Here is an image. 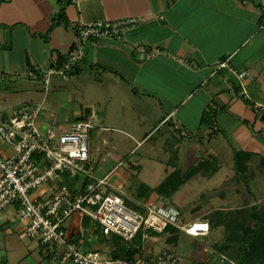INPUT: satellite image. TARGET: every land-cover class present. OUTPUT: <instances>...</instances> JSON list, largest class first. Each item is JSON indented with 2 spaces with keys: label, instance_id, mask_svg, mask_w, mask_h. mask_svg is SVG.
I'll list each match as a JSON object with an SVG mask.
<instances>
[{
  "label": "crops",
  "instance_id": "0c3cea01",
  "mask_svg": "<svg viewBox=\"0 0 264 264\" xmlns=\"http://www.w3.org/2000/svg\"><path fill=\"white\" fill-rule=\"evenodd\" d=\"M263 5L264 0H0V72L9 76L0 80V100L22 98L0 117L38 103L44 108L39 125L89 121V134L98 129L93 136L112 150L94 169L86 167L91 178L67 180L70 188L106 178L105 187L133 200L134 209L165 199L164 205L179 210L181 224L208 223L203 236L174 226L151 233L139 245L147 260L172 251L180 264H241L244 238L253 234L264 202ZM128 19L133 22L122 40H90L67 79L51 75L44 86L25 77L34 67L60 65L81 25ZM138 46L156 54L146 59ZM86 88L93 98L82 105ZM60 100L78 104L69 112ZM106 132L123 138L114 159L117 137ZM140 158L160 172L151 190L141 182L129 186L144 171Z\"/></svg>",
  "mask_w": 264,
  "mask_h": 264
},
{
  "label": "built area",
  "instance_id": "2783aa9c",
  "mask_svg": "<svg viewBox=\"0 0 264 264\" xmlns=\"http://www.w3.org/2000/svg\"><path fill=\"white\" fill-rule=\"evenodd\" d=\"M261 13L264 26V5ZM132 22V19L106 20L81 25L76 30L74 48L60 65L52 64L47 69L34 67L25 77L44 86L49 84L51 75L67 79L84 59L90 40H122ZM137 51L144 53L146 59L156 54L145 51L143 46H138ZM244 75L240 73L239 78ZM6 79L9 76L0 72V80ZM41 112V104L32 103L0 117V214L4 221L21 226V237L36 241L43 264H180L172 251L162 252L153 261L142 255L114 258L110 252L103 255L99 250L83 251L78 240L98 239L102 235L104 242L111 244L116 236L130 244L137 236L141 241L149 240L151 233L161 234L169 226L191 236L208 233L207 222L181 224L180 212L174 207L149 203L140 210L130 208L122 196L105 187L106 178L97 183L89 181L77 190L66 184L57 185L63 174L91 178L85 163L89 159L88 133L92 126L89 121L79 120L59 132L51 126L41 130L38 123ZM37 189L41 193L34 195ZM42 195L45 198L40 199ZM91 226L98 227L99 234L92 233Z\"/></svg>",
  "mask_w": 264,
  "mask_h": 264
},
{
  "label": "rangeland",
  "instance_id": "374dc122",
  "mask_svg": "<svg viewBox=\"0 0 264 264\" xmlns=\"http://www.w3.org/2000/svg\"><path fill=\"white\" fill-rule=\"evenodd\" d=\"M67 85V84H66ZM69 87V86H67ZM87 89V88H86ZM82 95H83V100L82 101V105L85 104V101L90 103V100L92 101L93 95L90 91H82ZM11 98H15L10 100V102H8L9 100L6 101V103H4V101L0 100V111L4 110V109H8L9 107H11V105L15 104L16 102H18L19 100H21V97L15 96V97H10ZM61 101V102H60ZM58 104H61L63 106H65L67 108V110H69V112L72 110H74V107H77V102H75V100L73 102H71L70 100H68V102L60 100ZM58 102V101H57ZM45 107V106H44ZM43 106H42V111H43ZM43 115V112H41L40 117ZM74 121V120H73ZM70 118L67 119L66 122H61L58 125H52V127L55 129L56 132H59L60 130H63L65 128L69 127V124H71L73 122ZM40 122V120H39ZM39 128L41 130H43L45 128L44 125H39ZM94 128V126H93ZM91 130V129H90ZM98 131V129H92V133H88V151H89V160L85 163V167H89L91 169H94L97 161H101V157L103 156L104 152H108L110 151V149L112 150V144L108 143V144H102V139H97L96 137H94V133H96ZM106 133H111L113 138H115V143L113 144V149L115 148V151L113 153L112 159L115 158V156H119L120 150H119V146L122 144V140L123 138H119L121 136L120 133H116V132H106ZM105 133V134H106ZM123 136V135H122ZM122 141V142H121ZM137 143L133 142L132 145H136ZM131 144L128 143H123V147L126 150L127 147H131ZM147 146L145 145L142 148H139L137 150V153L135 155H133L131 157V159H128V161L126 162V164L128 162L131 161H135L137 159V156L140 157V155H142L144 153V150H146ZM122 149V148H121ZM118 151V152H116ZM123 151V150H122ZM110 153V152H109ZM126 157H124L125 159ZM99 161V163H100ZM140 163L143 165L144 171L139 175V176H134L131 180H130V184L129 186H136L138 185V182L141 183H146L148 186L145 187L148 190H151L153 188L152 185H154L156 179L158 178V175L160 174L158 168H152L150 167V164H148L143 158L139 159ZM106 165H109V163H107ZM77 177L75 176H71L69 174H63L61 175L60 179L56 182L57 185L60 184H66L68 185V182L70 183V181H68L66 183L67 180H75ZM57 185L54 184V186L56 187ZM45 186H43L44 188ZM41 188V190L43 189ZM47 188V187H45ZM44 188V189H45ZM43 189V190H44ZM40 189H37L33 192L34 195L36 194H40L41 193ZM46 190V189H45ZM113 191V190H112ZM113 193H115V191H113ZM118 195L124 197V195L122 194V192H116ZM149 194V192H147V195ZM151 194V193H150ZM125 197H127L125 195ZM45 198L44 195L41 196L40 199ZM164 198V197H163ZM127 201V205L130 208H134V204L135 202L133 200H126ZM161 202L159 203L160 205H164L167 204L165 202V199H161ZM264 202L260 203V211L261 213H264V208L261 207L263 206ZM2 213L0 214V264H43V262H41V257L38 254V250H37V243L34 240H30L28 238L25 237H21L19 235V232L21 230V226L17 223H11V224H2L1 222V218H2ZM12 218H14V214L12 215ZM93 229L94 234H99V229L98 227H94L91 226ZM78 243L80 244V246H82L83 251H92V250H99V251H103V255H106L108 252H111L113 245L112 243H106L104 242V237L102 235H99L98 239H96L95 237H90L88 239L85 238H80L78 240ZM254 252V251H253ZM259 252L255 251V255L251 256L253 258H247V263L249 264H261L258 262V256L256 255V253ZM106 253V254H105ZM256 257V258H254ZM261 260V259H260Z\"/></svg>",
  "mask_w": 264,
  "mask_h": 264
},
{
  "label": "trees",
  "instance_id": "16d2710c",
  "mask_svg": "<svg viewBox=\"0 0 264 264\" xmlns=\"http://www.w3.org/2000/svg\"><path fill=\"white\" fill-rule=\"evenodd\" d=\"M58 21H60V23L64 24L65 26L67 25V23L62 18L61 20L58 19ZM83 222L85 225L88 224L87 219H85ZM110 243L113 245L110 254L114 258L130 259L136 255H141V248L139 246L141 243L140 236H137L130 244L126 243L121 238L114 236ZM258 250L259 252L256 253L259 258L258 262L264 264V213L261 212H258V220L256 227L253 229V234L251 237L248 236L244 238L243 255L240 263L249 264L250 261L247 263V258H253L251 256H254L255 251Z\"/></svg>",
  "mask_w": 264,
  "mask_h": 264
}]
</instances>
